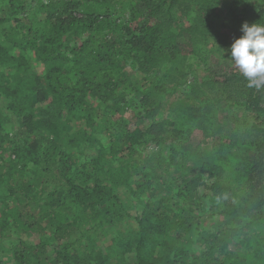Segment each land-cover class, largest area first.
<instances>
[{"label":"trees","instance_id":"obj_1","mask_svg":"<svg viewBox=\"0 0 264 264\" xmlns=\"http://www.w3.org/2000/svg\"><path fill=\"white\" fill-rule=\"evenodd\" d=\"M2 3L0 264H264V0Z\"/></svg>","mask_w":264,"mask_h":264},{"label":"clouds","instance_id":"obj_2","mask_svg":"<svg viewBox=\"0 0 264 264\" xmlns=\"http://www.w3.org/2000/svg\"><path fill=\"white\" fill-rule=\"evenodd\" d=\"M242 31L231 47L232 55L248 86L259 89L264 87V24L245 21Z\"/></svg>","mask_w":264,"mask_h":264},{"label":"rangeland","instance_id":"obj_3","mask_svg":"<svg viewBox=\"0 0 264 264\" xmlns=\"http://www.w3.org/2000/svg\"><path fill=\"white\" fill-rule=\"evenodd\" d=\"M1 6L4 5L3 3L0 4ZM222 63L224 64V66L226 67V69H230V68H237L239 69L236 64H235V60L234 57L229 55L227 57H225V59H223ZM211 66L214 67L215 65H218L216 62V59L211 60L210 62ZM38 68H40V65L37 64ZM91 152L88 154V156H90ZM207 222L211 223L212 221L210 219L207 220ZM28 236V235H25ZM31 238L33 239V241L37 242L39 237L38 235H32ZM28 240H29V236H28Z\"/></svg>","mask_w":264,"mask_h":264}]
</instances>
